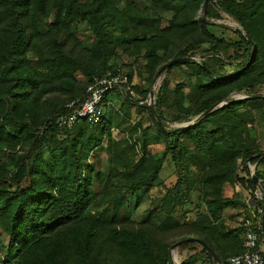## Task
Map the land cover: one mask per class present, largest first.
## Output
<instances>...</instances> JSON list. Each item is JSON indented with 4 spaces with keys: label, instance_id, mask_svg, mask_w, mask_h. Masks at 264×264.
<instances>
[{
    "label": "trees",
    "instance_id": "obj_1",
    "mask_svg": "<svg viewBox=\"0 0 264 264\" xmlns=\"http://www.w3.org/2000/svg\"><path fill=\"white\" fill-rule=\"evenodd\" d=\"M205 7L206 0H0V264H172L164 237L177 232L212 249L218 260L199 244L211 264H229L244 252L245 227L230 229L220 217L240 206L225 196L227 187L254 190L255 178L262 180L248 164L256 170L264 163L249 129L264 98L230 96H259L264 86V0H209L206 13ZM222 14L238 24L234 46L243 51L241 62L225 55L230 45L215 34L231 29L211 22ZM165 15H171L166 25ZM83 22L91 42L77 36ZM247 37L257 48L252 63ZM205 44L212 54L195 60ZM118 53L144 59L153 78L173 70L166 69L173 60L188 59L177 66L189 71L190 92L184 94L182 84L172 89L165 79L155 93L162 123L150 110L151 89L135 88L148 100L144 108L154 126L143 132L139 149L113 136L120 126L104 113L112 93L103 100L101 124H55L71 112L68 102L84 99L95 78L116 69ZM226 64L236 69L226 73ZM126 75L131 82L133 71ZM163 108H176L179 119L191 123L168 131ZM151 130L153 143H167L161 158L151 153ZM101 149L110 154L108 171L96 169ZM166 154L186 174L187 192L197 184L206 189L207 212L189 225L175 220L176 204L187 197L179 181L148 224L132 222L122 215L127 196L161 183ZM241 165L247 178L239 175ZM261 186L264 191V180Z\"/></svg>",
    "mask_w": 264,
    "mask_h": 264
},
{
    "label": "rangeland",
    "instance_id": "obj_2",
    "mask_svg": "<svg viewBox=\"0 0 264 264\" xmlns=\"http://www.w3.org/2000/svg\"><path fill=\"white\" fill-rule=\"evenodd\" d=\"M139 5L142 6L141 4ZM170 17L171 15L164 16V25L167 24ZM211 22L231 28L217 29L215 34L216 36L225 39L226 43L230 45L227 49V54L226 46H224L225 55L232 57L236 63L241 62L242 57L239 56H241L243 51L238 53L239 51H237V48L234 46L235 43L240 41V38L234 32V29L238 28V24L226 14H222L221 19H214L211 20ZM75 31L77 32L79 40L91 42L92 39L89 32V24L87 22L78 25ZM202 51H204V53ZM118 54L119 58L113 65L116 69L113 70L120 71L125 75L130 69L133 71L134 77L131 81V86L134 94H130L131 99H128L126 94H124L126 90H124L123 94H120L119 92L112 93L111 104L107 106L108 108L105 107L104 113L109 112L110 120L115 122L116 125L118 123L120 126L113 131L114 138L117 140H127L129 143L135 144L137 149H139L141 144L140 137L143 132L149 128H154V126L152 118L144 108L148 104V100L142 101V97L136 92L135 88L139 89L140 92H145L151 89V93L154 92L155 96V93L159 91L164 80L167 79L172 89L177 85L182 84V92L188 94L190 89L188 88L186 75H188L189 71L186 67L176 66L169 73L159 72L153 78L146 68V61L144 59L141 58L139 59V62H136L134 59L121 56L120 53ZM198 54L199 55L194 57L195 60H200L201 57L204 59L206 55H211V46L209 44L202 45ZM236 56L238 57L236 58ZM235 69L236 67L226 64L223 71L231 73ZM192 80L194 81L195 79L193 78ZM256 93L264 96V86H260L256 90ZM245 97L246 96L243 94L235 93L230 96V99L239 100ZM186 103L188 102L186 101ZM161 113L166 120L168 131L176 130L191 123L189 120H180V113L176 108H163ZM249 129L251 130L252 137L255 139L258 150L264 152V105L255 110V120L254 123L250 125ZM153 134V130H151V140L154 138ZM174 141V138L168 137V144H173ZM150 150L156 158H161L167 151V143L165 140H162L159 144H155L152 140ZM44 155L47 160L50 159V154L47 150H44ZM96 156L99 157L96 163V169L108 171L110 169V163H108L110 154L107 153L105 149H101ZM92 163L93 160H91V164ZM243 167L244 165H241L239 175L243 178H247L248 173ZM254 173H258L262 177V182L264 180V163H259V166L254 170ZM185 175L186 174L181 171V168L175 165L171 155H167L160 172L161 183L145 192L128 195L127 202L122 210V215L129 218L132 222L148 224L151 213L160 207L162 200L166 198L167 192L175 188L179 181H181L182 193L187 197L182 198L176 204L177 210L174 218L182 226L189 225L195 220L197 214L207 212L206 200L204 199L206 189L201 188V185L197 184L193 191L191 189L190 192H187L186 182L183 180ZM225 196L235 199L240 205L237 208L227 209L221 214L220 220L225 223L228 228L237 229L244 227V222L247 218L255 220L259 204L254 199L253 188L248 185L227 187L225 189ZM171 197L174 196L172 195ZM171 197H167V202L170 201ZM248 200H250L251 203H248ZM172 202L173 201H171V203ZM164 239L169 241L171 246H174L183 240L178 232L167 235ZM202 250L203 248L197 243L183 244L174 249L171 247L170 254L172 264H211Z\"/></svg>",
    "mask_w": 264,
    "mask_h": 264
},
{
    "label": "built area",
    "instance_id": "obj_3",
    "mask_svg": "<svg viewBox=\"0 0 264 264\" xmlns=\"http://www.w3.org/2000/svg\"><path fill=\"white\" fill-rule=\"evenodd\" d=\"M123 88L129 94H134L127 75L109 70L88 85L84 99L68 102L66 108L71 112L56 118L55 124L63 129H72L81 120H87L92 125L101 124L104 98L114 91H122ZM248 165L254 175L255 166ZM254 199L259 204L258 211L255 220L247 218L244 222V252L230 258L229 264H264V191L261 184L254 189ZM248 203H251L250 200Z\"/></svg>",
    "mask_w": 264,
    "mask_h": 264
},
{
    "label": "water",
    "instance_id": "obj_4",
    "mask_svg": "<svg viewBox=\"0 0 264 264\" xmlns=\"http://www.w3.org/2000/svg\"><path fill=\"white\" fill-rule=\"evenodd\" d=\"M208 2H209V0H206L205 13H206V10H207ZM247 38H248V41L250 42V44H251V46H252L251 59H250V62H249V63H252L253 60H254V58H255V55H256V53H257V48L255 47L254 42L251 40V38H250V37H247ZM187 61H188V59H182V58H180V59H175V60H173L172 62H170V63H168V64L166 65V69H170V68L175 67V66H177V65H181V64H183V63H186ZM150 97H151V104H150L151 106H150V110H151V112L156 116L158 122H159V123H162V122H161V118H160V116L156 113L155 108H154V100H155L154 92H152V93L150 94ZM259 98H264V96H261V95H259V96H251V97H245V98H243V99H251V100H255V99H259ZM211 112H212L211 109L208 110L207 112L204 113V116L208 115V114L211 113ZM262 155L264 156V154H262ZM255 180H256V182H258L259 184H261V181H259L257 178H255ZM192 242H195V243L200 244L204 249H206V250L209 252V254H211V256H212L215 260H218V256L216 255V253H215L212 249H210L207 245H205V244H204L201 240H199V239L187 238V239H185V240H182V241L178 242L176 245L172 246V249H174V248H176V247H179V246H181V245H183V244H186V243H192Z\"/></svg>",
    "mask_w": 264,
    "mask_h": 264
},
{
    "label": "crops",
    "instance_id": "obj_5",
    "mask_svg": "<svg viewBox=\"0 0 264 264\" xmlns=\"http://www.w3.org/2000/svg\"><path fill=\"white\" fill-rule=\"evenodd\" d=\"M112 95H110L109 97H108V99H107V102L104 104V109H105V107H107L108 105H110L111 103H110V101L112 100V97H111ZM108 108V107H107ZM105 117L107 118V119H109V112H106L105 113Z\"/></svg>",
    "mask_w": 264,
    "mask_h": 264
}]
</instances>
